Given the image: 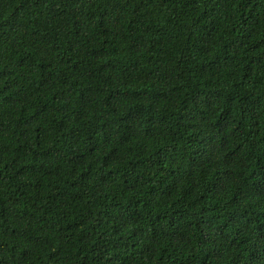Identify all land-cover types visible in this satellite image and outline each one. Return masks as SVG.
<instances>
[{
  "label": "trees",
  "instance_id": "obj_1",
  "mask_svg": "<svg viewBox=\"0 0 264 264\" xmlns=\"http://www.w3.org/2000/svg\"><path fill=\"white\" fill-rule=\"evenodd\" d=\"M0 264H264V0H0Z\"/></svg>",
  "mask_w": 264,
  "mask_h": 264
}]
</instances>
